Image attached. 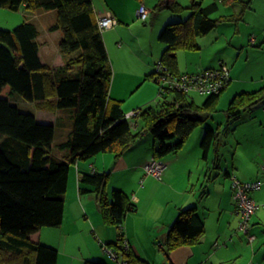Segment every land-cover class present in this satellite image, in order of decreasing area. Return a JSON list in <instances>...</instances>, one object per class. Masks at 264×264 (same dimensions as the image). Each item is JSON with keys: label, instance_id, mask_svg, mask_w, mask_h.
I'll return each instance as SVG.
<instances>
[{"label": "trees", "instance_id": "trees-1", "mask_svg": "<svg viewBox=\"0 0 264 264\" xmlns=\"http://www.w3.org/2000/svg\"><path fill=\"white\" fill-rule=\"evenodd\" d=\"M138 1L142 4L144 0ZM239 1L242 2L220 0V3L213 1L204 5V0H190L185 6L179 0H157L153 12L190 10L186 19L168 22L160 32V40L167 44L159 60L164 68L162 74L181 73L178 52L199 49L197 36L209 33L221 23L237 25L242 21L250 2H244L238 13L213 17L220 4ZM0 7L12 10L25 7L33 12L56 10L57 18L49 29L62 31L58 48L64 60L60 66L42 61L40 30L30 18L13 29L0 27V264H57L58 248L35 240L33 235L45 227L62 226L71 167L101 153L122 156L142 134L149 132L157 140L153 147L154 159L162 160L169 154L179 153L192 132L218 111L228 83L216 94H204L202 104L189 97L191 91L160 87L163 100L156 106L137 108L134 115L127 117L122 109L123 101L111 97L114 69L93 0H0ZM159 73L155 70L145 80L153 77L159 83ZM6 85L11 95L19 92L25 99L36 102L39 109L53 112L72 109L71 133L59 143L60 150H69L67 157L53 153L56 126L39 121L35 114L1 96ZM169 96L173 99H166ZM260 103H264V84L235 94L226 108L228 121L239 119L244 111ZM136 117L143 121V130L137 129L136 119L132 121ZM221 134L219 127L205 129L201 140L204 157L213 143L219 142ZM79 175L80 192L95 193L103 223L118 229L113 243L101 242L108 254L109 247L121 246L125 236L123 223L128 212L135 208L134 201L123 189L114 188L109 192L108 171H82ZM251 226L252 218L245 233L250 242L256 238ZM206 231L205 219L197 206L183 207L159 244L168 254L181 246L199 243ZM249 235L254 239L250 240ZM121 252L127 264H149L131 249ZM83 264L114 263L87 258Z\"/></svg>", "mask_w": 264, "mask_h": 264}, {"label": "crops", "instance_id": "crops-1", "mask_svg": "<svg viewBox=\"0 0 264 264\" xmlns=\"http://www.w3.org/2000/svg\"><path fill=\"white\" fill-rule=\"evenodd\" d=\"M214 1L220 3V0ZM241 1L242 2L239 1L231 5H224L233 6L239 4L240 7L238 10L235 9L232 12L222 13L221 15L238 13L242 10V4L244 2H250V7L245 10L242 21H240L237 25L233 22H225L229 24V27L218 30L217 28L221 24H224L221 23L215 29L207 33L212 35L214 30L216 32L212 35L213 37H211V41L215 42L218 46L217 49L219 54L216 56V59L218 60L217 64H211L209 62L205 64V62L200 61L201 68L195 69L194 67L189 66L183 68L180 66L179 62V70L181 73H195L206 68L219 67L221 63H224L229 69L230 79L221 96L220 103L225 99L227 101L225 106L227 107L235 94L242 91L255 90L264 84V0ZM156 2L157 0H151V6L148 2L146 3V0L143 1V4H145V6L150 10L149 17L152 16L150 25L152 29L149 30L152 46L147 48L150 53L145 52L144 55H142V53L135 52L134 49L129 50L125 48L121 42H119L120 45H118V47L111 44L108 46L107 42H105L114 69L110 90L111 97L125 101L122 102V109L126 114L134 111V109L150 105L152 102L159 103L161 101L159 83L153 77L145 80L146 75L151 74L156 70V64L160 60L162 51L165 50V45L160 43L157 36L158 33L161 32V27L163 25L165 26L169 22L168 20H184V18L180 16L181 14L169 10L160 12L156 15L152 11ZM93 3L97 19L100 14L110 12L116 17L118 23L124 22V12H122L121 9L110 6L108 0H99V2H94L93 0ZM140 5L141 4L139 3V6ZM222 5L223 4H220L219 10ZM139 6H137V8ZM137 10L138 9L132 12H136L137 14ZM185 12L188 13V17L189 12ZM176 14L179 15L176 17ZM42 15L44 14H40L39 10L33 12V16L35 17H40ZM166 21L168 22L164 24ZM61 38V30L51 31L47 28V33L43 34L40 30L38 41L40 42V56L43 62L54 66L64 64L63 57L58 48ZM50 40H52V43ZM130 55H132L131 58ZM138 55H142L144 60H141ZM133 57H138L140 61L136 58L138 63H135V60L132 59ZM135 85L138 86V91L146 90V92L136 104L138 106L130 109L127 108L128 106L126 104V100L129 97L128 92ZM6 88H8V93L10 94V87L9 85H6L1 92V96L10 99L9 96L3 94L4 89ZM190 94L191 93H189V97H191ZM191 98L195 101L197 100L194 96ZM167 99L172 100L173 96H169ZM61 110L62 109H59L53 112L39 109L41 119L37 114H35L37 119L41 122L52 123L56 126V128L60 124L61 140L58 143L55 142V132L53 142V147L57 145L58 148L59 143L68 138L73 126V118L67 121L64 118L65 115L61 113ZM245 112H247L245 117L247 122H250L251 124L253 123V126L257 125L256 123L259 125L261 124V128H264V103H260L252 110L244 111L243 113ZM49 115L53 116L54 119L53 117L49 118ZM207 127H205V129ZM218 127L221 129V126L211 128L217 129ZM205 129L204 131H201V135L198 136L197 143L194 142L192 144V148L188 149L186 147V142L179 153L169 154L167 159L164 157L161 160L165 164L162 172V179L157 178L158 180H156L153 178L156 180L154 181L148 177V181H146L147 184H145V186L140 185L136 181L137 177L141 175L140 173L142 172V168H144L145 164L153 159V149H144V143L142 141L141 144L138 145L136 143L129 149V151H126L119 157H116L111 153H101L92 159L79 161L77 165L72 166L70 169L68 191L66 195V210L62 226L45 227L39 233L34 234L33 238L35 240L39 239L44 243L56 246L59 251H61V249H65L67 251V243L69 240H78V235L80 238H85L87 240L84 244L85 246L88 247V242L92 248H95V245L97 246L95 251L89 250L87 254H85V257L88 256L92 259H102L108 262V259L106 258L107 255L102 253L104 250L101 246V242L113 243V241L117 238L118 229L114 226L108 227L103 223L95 193H81L79 190L80 172H93L95 170L108 171L111 175L108 185L109 192H111L112 187L113 189H123L130 193L134 201L135 208L128 212L123 223V231L125 235L124 237L129 242L130 249L135 254L148 261L149 264H154V260L149 255L148 250L149 248L150 250H155L152 247L155 239L158 237L165 239L169 225L176 218L181 208L187 206H197L198 212L205 219L206 224L207 221L211 219L213 213L218 216L219 221L215 227V234L211 235L210 238L207 230L206 234L202 237L199 243L184 245L174 249L168 254L164 253L165 255H162V263L229 264L233 262L231 260L234 257H231L232 252H229V246L231 247V245L229 241L227 243V238L229 237L231 241L233 236L232 233L229 236L227 235V229L231 227L237 219L240 220V214L234 200V192L230 175L228 176L226 173L236 171L240 173V176L236 172L235 173L243 179L263 178L260 165L264 162V141L261 138L264 136V133H262V136L260 137V141L258 143V145H260L259 148L257 146L256 149L252 146V151H247V155L240 154V164L235 160V156L238 154L239 148L235 150L236 152L232 161V166L230 168H225L224 170V178L227 179L228 183H221V193L219 198H217V194L219 193L217 182L214 179H218V174L213 176L212 172H216L217 170H213L211 162L214 163V168H220L219 170H221L220 159L223 154L221 146H225V143L222 142V133L219 142L217 144L213 143L211 146L207 157L202 156L206 162L202 163V167H200V164L196 167L194 159L197 160L200 158V155L203 152L201 149V140ZM233 130H235V128ZM228 132L229 130L226 131V133ZM68 152V149L60 150L58 153H55L53 150V153L60 157H67ZM218 155L219 159L217 158ZM253 155H255L254 160L251 158ZM256 158H259V160H255ZM245 162L251 165L250 168L244 167ZM194 171H197L198 174L196 184L193 183ZM115 174H120L118 180L117 177H115ZM145 175L147 177V174ZM197 185L200 186L197 187ZM252 196L258 204V209L252 218L253 228L257 223L264 226V183L261 188L252 192ZM153 206H157L162 209L160 215L155 216L152 211L148 213V211L145 210L146 207L151 208ZM224 218L227 219L224 221ZM149 231H152L153 233L150 237L143 236L144 234H148ZM221 240L224 241L225 245L220 244ZM160 249H162V246H160ZM93 255L98 256L93 258ZM73 260L72 264H83L85 258H81L77 261V263L75 261L76 258ZM59 262L60 255L57 264H59ZM250 263L263 264L264 262H260L255 254ZM233 264H235V262H233Z\"/></svg>", "mask_w": 264, "mask_h": 264}, {"label": "rangeland", "instance_id": "rangeland-1", "mask_svg": "<svg viewBox=\"0 0 264 264\" xmlns=\"http://www.w3.org/2000/svg\"><path fill=\"white\" fill-rule=\"evenodd\" d=\"M183 5L187 6L190 4V0H179ZM214 0H204V5H207L209 3H211ZM94 2H99V0H94ZM108 2L110 3V6H113L114 8L117 9H121L122 12H124L125 14V20H123L124 22H120V23H116V25H114L111 28L105 29L103 31V35H104V39L105 42H107L108 46L109 44L113 45V46H117L120 45L119 42L122 43V45H124L125 48L129 49V50H135V52L138 53H142V55H144L145 52H149V50H147V48H150L152 46V41H150V29H152L150 27L151 25V19L152 16L149 17L147 20H143L141 19L138 14H136V12H132V11H136L137 6H139V1L138 0H108ZM151 4V0H146V3ZM97 4V3H96ZM108 6V5H106ZM152 6V4H151ZM240 7L239 4L233 5V6H224L222 5L220 10L216 13L213 14V17H218L219 15H221L222 13H226V12H232L233 10L237 9ZM166 10H161V11H157L154 12L156 15H158L160 12H163ZM185 11L190 13V10L186 9L183 10L182 12H175V13H179L181 14L180 16H182L184 19L187 17V14ZM184 12V13H183ZM38 13V12H37ZM40 14H44L40 17H35L33 16V11L28 10L25 7H21L19 10H12L9 7H0V27L2 28H6V29H13L16 25L20 24L21 22H23L26 18H30L31 20L35 21V23L37 24L38 28L41 30L42 34L43 33H47V28L50 27V24L54 23L56 18H57V12L56 10H46V9H40L39 10ZM176 14V17L179 15ZM153 15V14H152ZM157 19V16H156ZM174 20H178V19H173L171 21ZM169 22H171L170 20H168ZM168 21H166L164 24H166ZM49 26V27H48ZM164 26V25H163ZM163 26L161 27V30L163 28ZM226 27H229V24L224 23L221 24L217 29H225ZM216 30V31H218ZM215 30L213 31L212 35H214ZM153 34V33H152ZM211 34H207L205 36H197L196 40L197 43L200 45L199 49L196 50H180L178 52V58H179V62H180V66L183 68L186 67H194L195 69H199L201 68L200 65V61L201 62H205V64L209 63H216L217 64V59L216 56L217 54H219L218 52V46L216 45L215 42L211 41V37H213ZM160 33H158L157 39L160 40ZM52 43V40H50ZM160 43H163L165 45L164 49L166 48L167 44L163 41L160 40ZM143 48V49H141ZM163 52V51H162ZM150 53V52H149ZM136 54V53H135ZM162 54V53H161ZM142 55H138V57L141 60H144L142 57ZM132 57V55H130V58ZM137 58V60L140 61V59ZM135 57H133L132 59L135 60V63H138V61L136 60ZM158 62V61H157ZM156 68H157V64H156ZM138 86L135 85L133 88H131V90L128 92L129 97L126 100V104H127V108H136L138 105H136L138 103V101L140 100L141 97H143V95L145 94L146 90H141L138 91ZM137 89V90H136ZM8 88L4 89L3 94L9 96L10 100L16 104L17 106H19V108H21L24 111H29L33 114H37L39 116V118L41 119V114L39 111V108L37 107V104L35 102L29 101L27 99H25L22 94H20L19 92H15L12 95L8 93ZM191 93L190 96L191 97H195L197 100L196 102L198 104H202V102L205 100L206 95L200 94L198 92H194L191 91L189 92ZM171 97V96H170ZM168 98V97H167ZM166 98V99H167ZM160 100H163V98L161 97ZM125 102V101H123ZM226 100H222V102L219 104V109L218 111H216L215 113H213L211 116H208L206 121L201 124L200 126H198L190 135L187 143H186V147L188 149L192 148V144L195 142L197 143L198 140V136L201 135V131H204L205 127H216V126H221V131L223 133L222 135V142L225 143V146L222 145L221 146V150H222V155H221V170L214 168V163L211 162V167L213 168V170H217L216 172L213 171L212 174L213 176H215V174H218V179H214L217 182V187H218V193L217 194V198H219L220 196V189H221V183H228L227 179L224 178V170L225 168H230L232 166V161L234 159L235 156V150L237 148L238 149V154L235 156V160L240 164L241 162V155H247V151L251 152L252 151V146H254L257 149L260 147V145H258L259 141H260V137L262 136V133H264V128H261V124L259 125L258 123H256L257 125L253 126L250 122H247V120H245L246 117V113L242 114V117L238 120H231L228 121V116L226 113V108L227 106H225L226 104ZM152 106H156L157 102H152V104H150ZM147 105V106H150ZM144 107V106H142ZM259 108V106H258ZM129 110V109H127ZM133 110V109H132ZM135 110V109H134ZM63 113V115H65V119L68 121L69 119H72L71 114H72V109L71 108H63L61 110ZM53 116L49 115V118H52ZM54 119V117H53ZM134 119H136L138 121V130H143V121L141 119L133 118L132 121H135ZM61 122V120H60ZM220 124V125H219ZM64 127V126H63ZM235 128V130H233ZM60 129L61 126L59 124V126L56 128V138H55V142L58 143L61 140L60 137ZM229 130L228 133H226V131ZM144 132V131H143ZM264 141V136L261 137ZM141 141L144 143V149H153L155 142L157 141L155 139V137L153 136L152 133H144L142 134L141 138L139 139V141L137 142V144H141ZM54 142V141H53ZM202 149V147H201ZM53 150L55 153H58L60 151V149L57 147V145H55L53 147ZM129 151V150H128ZM139 151V150H136ZM203 151V149H202ZM256 151V150H254ZM201 157L198 158L197 160L194 159V163L196 164V167L198 164H200V167H202V163H205L206 161L202 158L203 156V152L200 155ZM169 157L166 156L165 158L167 159ZM212 157H213V153H212ZM252 160H254L255 155H253V157H251ZM261 159V158H260ZM255 160H259V158H256ZM250 164L246 163L244 164V167H248L250 168ZM261 170V169H260ZM236 172V171H235ZM238 175L240 173L236 172ZM141 175H139L137 177V183H139L140 185H144L147 184L146 181H148V177H150V179L154 180H158L157 177H155L152 174H147L146 170H144V168H142V172L140 173ZM147 174V177L146 175ZM263 175V174H262ZM120 174H115V177H117V180L119 178ZM198 174L197 171H194V180L193 183L196 184V178H197ZM240 176V175H239ZM146 177V179H145ZM154 178V179H153ZM264 178V175H263ZM262 178V179H263ZM116 179V178H115ZM154 180V181H156ZM213 180V179H212ZM226 180V181H225ZM115 181V180H113ZM160 181V180H159ZM200 185H197V187ZM127 188V187H126ZM113 189V187H112ZM129 189V187H128ZM76 191V190H75ZM253 192V191H252ZM253 197V196H252ZM146 211H148V213H150V211H152L153 215L158 216L161 214L162 209L160 207L157 206H153V207H146L145 208ZM255 215V214H254ZM215 213H213V215L211 216V219L209 221H207V230H208V235L211 238V235L215 234V227L217 226L218 223V216ZM257 216V215H256ZM253 218V216H252ZM258 218V216H257ZM256 218V219H257ZM227 218H224L223 220L225 221ZM224 228V226H223ZM252 229L251 232L254 233L256 235V238L250 242L248 240L247 235L245 234L244 231H242L240 229V220L237 219V221L227 229V235L229 236L232 233V240L230 241L229 237L227 238V243L228 241L230 242L231 247L229 246V252L231 253V257H234L231 261L235 262V264H252L250 263L253 256L256 254V257L258 258V260L261 262H264V226L259 225L258 223L251 226ZM152 231H149L148 234H144L143 236H151ZM78 240H69V242L67 243L68 247H67V251L65 249H61V251H59L60 253V262L59 264H72V260L74 258H76V263L77 261H79L81 258H88V259H92L89 258L88 256L85 257V254H87V252L90 251H95L97 248V246L95 245V248L90 247V244L88 242V247L85 246L84 244L87 242V240L85 238H80L78 235ZM160 238V239H159ZM164 238L162 239V237H158L155 239V242L153 244V248L155 250H148L149 255L153 258L154 260V264H163V258L162 255H165L162 249H160V244L159 242H163ZM84 241V243H83ZM82 242V243H80ZM221 245H225L224 241H220ZM52 246V245H51ZM99 247V246H98ZM105 253L106 258L108 259V262L117 264V262L112 259L109 254H107L106 252H102ZM98 255H93L92 257H96ZM74 261V260H73ZM257 262V261H255ZM151 264V263H150ZM226 264V263H225ZM256 264V263H255Z\"/></svg>", "mask_w": 264, "mask_h": 264}, {"label": "built area", "instance_id": "built-area-1", "mask_svg": "<svg viewBox=\"0 0 264 264\" xmlns=\"http://www.w3.org/2000/svg\"><path fill=\"white\" fill-rule=\"evenodd\" d=\"M138 16L147 20L150 16V10L141 4L137 10ZM99 28L104 31L105 29L113 27L116 23V17L110 12L102 13L98 19ZM160 73L159 85L160 87H167V90H178V91H197L201 94H216L220 92L225 85L228 83L229 69L221 63L219 67L206 68L195 73H177L173 74H162L164 72L163 65L158 62L157 68ZM134 115V111L127 114V117ZM165 164L161 160L152 159L150 162L145 164V170L147 174H152L157 178H161ZM261 172L264 175V162L261 164ZM232 188L234 192V198L237 203V210L240 214V229L245 233H248L250 228V221L252 215L256 212L258 204L252 197V191L261 188L264 181L262 178L256 179H243L239 177L235 172L230 175ZM250 240L254 239L253 235H249ZM121 246L119 248L109 247L106 251L118 264H127V259L123 257L121 250L125 252L130 250V245L127 239L123 236L120 241Z\"/></svg>", "mask_w": 264, "mask_h": 264}]
</instances>
